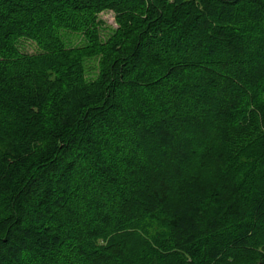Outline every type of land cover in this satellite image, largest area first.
Instances as JSON below:
<instances>
[{"label":"trees","instance_id":"1","mask_svg":"<svg viewBox=\"0 0 264 264\" xmlns=\"http://www.w3.org/2000/svg\"><path fill=\"white\" fill-rule=\"evenodd\" d=\"M0 264H264V0H0Z\"/></svg>","mask_w":264,"mask_h":264},{"label":"rangeland","instance_id":"2","mask_svg":"<svg viewBox=\"0 0 264 264\" xmlns=\"http://www.w3.org/2000/svg\"><path fill=\"white\" fill-rule=\"evenodd\" d=\"M113 12L111 10H103L100 12L99 17H101L104 21L106 25H110L112 27L116 26V23L114 21V17H113ZM73 43L78 42V37L77 36H72L71 38ZM19 48L22 51L28 52V53H32L35 49L34 44H32L31 42L22 39L20 44H19Z\"/></svg>","mask_w":264,"mask_h":264}]
</instances>
